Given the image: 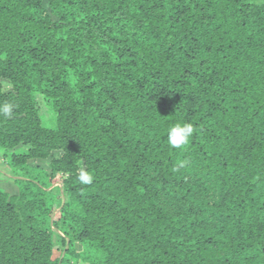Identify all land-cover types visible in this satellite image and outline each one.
I'll return each instance as SVG.
<instances>
[{
	"label": "trees",
	"instance_id": "trees-1",
	"mask_svg": "<svg viewBox=\"0 0 264 264\" xmlns=\"http://www.w3.org/2000/svg\"><path fill=\"white\" fill-rule=\"evenodd\" d=\"M5 103L0 264H264V0H0Z\"/></svg>",
	"mask_w": 264,
	"mask_h": 264
},
{
	"label": "rangeland",
	"instance_id": "rangeland-1",
	"mask_svg": "<svg viewBox=\"0 0 264 264\" xmlns=\"http://www.w3.org/2000/svg\"><path fill=\"white\" fill-rule=\"evenodd\" d=\"M4 89L8 90V85L4 84ZM37 108L41 117L42 126L48 129L55 128V114L52 111L49 101L45 99L42 95L35 94ZM2 154V151H1ZM3 164L2 156L0 157V164ZM50 159L45 161H33L32 164L40 167L41 169L48 170ZM6 172H2V167L0 166V189L6 192L9 196L16 195L18 193L17 186L13 183V179L16 176L9 175V172H12L10 168L4 166ZM50 191L55 196V199L49 202V208L52 211V216L55 217L58 211L61 209V206L64 202V196L61 191V187L56 184L50 187ZM77 250L79 247L77 246ZM63 251V244L61 236L56 233L54 237V257L59 258Z\"/></svg>",
	"mask_w": 264,
	"mask_h": 264
},
{
	"label": "clouds",
	"instance_id": "clouds-1",
	"mask_svg": "<svg viewBox=\"0 0 264 264\" xmlns=\"http://www.w3.org/2000/svg\"><path fill=\"white\" fill-rule=\"evenodd\" d=\"M11 111L12 105L10 103H5L2 107H0V113H2L4 116H9ZM193 132L194 127L191 123L177 122L168 130V143L173 148H181L188 143ZM178 167H184V163L182 162ZM79 180L84 184H90L93 180V177L90 173L82 171L79 176Z\"/></svg>",
	"mask_w": 264,
	"mask_h": 264
},
{
	"label": "crops",
	"instance_id": "crops-1",
	"mask_svg": "<svg viewBox=\"0 0 264 264\" xmlns=\"http://www.w3.org/2000/svg\"><path fill=\"white\" fill-rule=\"evenodd\" d=\"M2 156V154H1V151H0V157ZM0 166L2 167V172H6L5 170V168H4V165L1 163L0 164ZM9 175H13V176H16L17 175V173L16 172H14V171H12V172H9Z\"/></svg>",
	"mask_w": 264,
	"mask_h": 264
}]
</instances>
